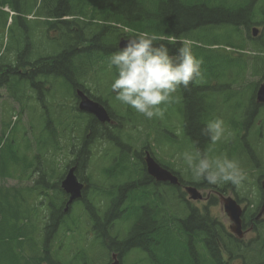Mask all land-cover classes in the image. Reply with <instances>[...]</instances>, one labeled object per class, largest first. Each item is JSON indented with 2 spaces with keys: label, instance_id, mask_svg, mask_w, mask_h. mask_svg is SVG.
<instances>
[{
  "label": "trees",
  "instance_id": "1",
  "mask_svg": "<svg viewBox=\"0 0 264 264\" xmlns=\"http://www.w3.org/2000/svg\"><path fill=\"white\" fill-rule=\"evenodd\" d=\"M94 1L101 4L99 0ZM262 1L264 3V0ZM24 2L25 0H0V25L8 30L11 28L12 23L7 26L10 17L7 12L2 10L8 4H10L11 10L18 15L29 14L30 9H24ZM87 2L90 4L91 0H87ZM256 2L257 0H110L108 3H103L104 6L100 5L101 9L99 11L104 13L99 20L101 22L98 25L100 32L90 37L88 29L93 22L71 21L70 25L64 22H60L59 25L58 23H52L51 25L47 23L48 29L56 26L57 29L63 32V28L69 26L71 30L63 32L64 34L58 38L59 40L49 39L57 45V50L45 54L44 49L34 47L35 42L30 39L31 36L29 35L31 27L25 18H22V16L11 17V20L15 18L22 25L23 36L22 38L17 35L13 36V47H9L7 42L2 45V38H0V89L7 90L9 97L18 104H23L22 98L16 93V84L18 85L20 80L28 82L31 87L40 86L37 96L33 94L35 100L43 106L47 102L45 99L47 95L62 100L66 97H73L74 99L73 94L72 96L65 95V97L64 94H52L53 91L46 94L45 86L50 83L53 88L54 80L60 79L62 80L60 87L67 91L65 93H73L74 89L84 91L85 79L94 71L103 72V69L96 70L95 64L102 60L106 61L116 51L114 45H108L110 39L106 33L109 36L114 34L112 37L115 38V41L123 36L120 29L109 25L110 23L128 28L133 32V37L145 32L156 35L158 37L156 43L165 44L171 54L176 53L182 41L195 42V49L200 51L196 56L202 58L200 59L202 75L195 81L197 84L204 85L211 80L225 79V75L219 77L216 70L218 66L222 67L223 64H227L228 69L237 71V76L231 81L232 83L243 79L247 74L253 79L252 82H257L255 80L257 77L258 81L264 80V65L258 66L255 60L264 63V57L256 56L254 59L245 53L243 46L236 47L229 43L233 36L237 40L241 38L239 32L233 28L237 29L241 26L247 28L251 22L255 21L257 16ZM42 4L50 7L52 0H42ZM55 7L58 15L63 9L61 12L63 15L60 14L59 16H64V13L69 9L66 0H55ZM107 13H114L117 17L114 21H110L111 17H108ZM47 16L52 17L53 15ZM258 24L263 26L262 39H264V12L262 20ZM217 27H224L223 35L225 40H228L226 45L217 46L216 42H212L215 44L207 46L211 33ZM169 40H172V42ZM262 45L264 46V43ZM212 47L217 48L212 49ZM219 48L220 52H218ZM224 48L229 50L227 51ZM262 52L264 53V48ZM11 54L14 55L13 59L9 58ZM13 80H16V84ZM195 82L190 83L186 89L183 87L179 89L181 95L179 114L182 119V133L196 150L210 154V140L201 135V130L209 121L215 119L214 102L210 95H205L207 88L197 86ZM41 88L43 92H41ZM252 95L254 94L252 93ZM233 96H235V93H230L224 101H229ZM95 100L105 105L101 99L95 97ZM254 111L252 97L250 109L240 122L236 121V118H229L231 129L235 130L236 137H239L240 132L248 131L254 126L256 122ZM71 116L74 120H81L79 114ZM39 120L44 123L41 132L44 129L46 137L39 139V143L43 144L47 140L50 141L51 137L53 139L55 133L51 128V120L46 112ZM92 122V119L86 122L87 126L92 125ZM261 128L264 129V121L261 127L258 128L257 133H261ZM7 129L6 126L2 134H5ZM2 138L0 137V142ZM94 139L95 137L92 134L88 142ZM114 143L115 146L120 148L117 156L118 162L114 165V169L117 170L110 169L111 171L106 172L111 179L124 175L125 171L128 173V167L130 166L126 149L123 145ZM8 144H10L9 157L4 158L0 155V177L2 178H12L7 167L16 165L19 158L11 148L14 142L10 140ZM85 144L84 142L82 149L75 154L79 165L81 164L83 168L86 167L89 157V149H86ZM89 181L90 177L88 176L85 182L91 185ZM47 186L48 184L40 185L41 188L45 189L48 188ZM92 189L90 196L92 198H85L83 207L88 220L97 230V239L103 238L101 232H105L111 225L113 226L114 222L127 223L132 221L131 229H129L122 242H118L117 238H113L112 243H110L119 252L129 248H140L152 252L151 257L155 264H224L218 251L215 235L211 232L212 227L206 225L212 222L208 217H198L193 211L186 219L180 221L169 218L167 215L164 217L158 206L161 198L152 190L147 196H141V194L132 191H121L115 194L113 187L102 191ZM44 198L49 201L47 193ZM95 198L98 200L96 201ZM25 201V196L19 189L10 188L0 192V264H20V261L21 264H30V262L26 263L24 258L19 257L18 252L15 251V249L20 250V256H22L21 252L27 245L29 251L33 252V247L22 240L26 233L18 225L20 202ZM49 202L54 208L50 214V221L48 220L44 227L43 254L40 256L34 255L36 258L32 261L33 264L42 262L62 264L56 256L52 258L48 246L51 241H54L59 230L64 229L65 233L72 230L73 222L71 225L66 224L65 218H62V209L57 205V202L54 199ZM98 202H104L106 210L101 212L97 207ZM176 223L177 227L175 226ZM171 225L175 226L179 238L173 235ZM200 237H202L204 250L209 253V261L202 257H196L195 249L201 243ZM103 243L102 241V246H104ZM78 258L80 264L87 263L82 255H77Z\"/></svg>",
  "mask_w": 264,
  "mask_h": 264
},
{
  "label": "rangeland",
  "instance_id": "2",
  "mask_svg": "<svg viewBox=\"0 0 264 264\" xmlns=\"http://www.w3.org/2000/svg\"><path fill=\"white\" fill-rule=\"evenodd\" d=\"M40 1L41 0H25L23 4L24 9L29 8L31 11L36 10V4L40 3ZM104 1L105 2L99 0V3H101L99 4V7L104 6L105 4L103 3H108L110 0ZM6 11L8 10L6 9ZM43 11L45 12V10ZM257 12L258 16L256 21H260L264 12V3L261 2V4L257 6ZM103 14L104 13H101L100 16ZM107 15L108 17H111L110 21H114L117 17L114 13H107ZM100 19L101 17H97V22H99ZM10 23H12V25L9 30L0 25V38H2V45L7 42L9 47H13V36L17 35L22 38L23 28L15 18L11 21L9 20L8 25H10ZM28 24L31 27L37 25L34 22H29ZM43 27H46L45 24L41 25L39 29H33L32 38L30 39L35 42L37 47L41 49L45 48L44 51H47L52 49L55 45L52 40L45 39V33L42 30ZM253 27L260 30V26H252L251 28ZM223 34L224 27H217L216 30L211 33V38L209 39L207 46L215 44L212 42H216L217 46H225L228 40H225ZM248 35L251 37L250 31L247 33L241 28V39L237 40L236 37L233 36L232 39L229 40V43L236 47L243 45L246 51H249L248 54H250V52L257 50L255 47L257 43L255 44L256 40H254V38H249ZM191 48L195 56L200 53V51L196 50L194 46H191ZM224 49L227 50L226 48ZM220 51L219 48L218 52ZM196 57L199 60L202 59L200 56ZM9 58L13 59L14 55H9ZM257 61L259 62V60ZM106 70V72H109L110 74L113 72L115 73V69H109L108 64L106 65ZM216 70L219 77H222L224 74L226 79L217 81L211 80L204 85L195 82V85L207 88L205 90V95H210V98L215 100L214 108L216 111V119L219 118L224 121L226 130L231 133V136H229L227 140H222L216 144L210 142L209 156L212 158L217 156L226 157L228 151L231 155H233L235 151L238 152L239 154L235 153L232 159L239 161L245 175V180L240 187L231 184L208 186L203 181L195 182L193 181L190 172L186 170L187 165L183 163L182 158H177L185 151H194L192 146L187 143L182 133V119L179 114L180 105L179 103H176L179 102L181 97L179 90L174 94L173 102L165 106L166 111L164 117L153 118L151 120L136 113L133 109L129 108L131 113L127 112V106L122 105L118 100L113 102V100L109 98L110 96L115 97V93H113L110 88L113 76L110 78L109 74L106 72L105 76L104 74L98 75L100 77L98 84L91 83L93 91L89 90V92L93 96L104 101L107 107L111 108L113 111L112 113L116 117V121H113L112 129L121 123L119 126L120 129L115 135L110 131V137L111 139L112 137L117 138L122 145L127 147L126 151L130 158V164L134 165L129 166L128 169L132 172L131 178L135 176V171L138 170V168H141L138 157H144L143 153L148 151L156 161H159L162 165L177 173L178 177H180L185 183L206 187L204 189H196L199 190L203 199L208 196L207 202L189 201L186 194L183 195V197L179 194L178 190L176 192L168 186L158 188V192L161 193L163 197L165 215L172 219H180L187 215L189 207H196L202 214L207 213L208 217L215 219L228 230L231 223L224 214L222 205L218 203V195L234 198L243 209H249L252 213L256 212V208L263 200L260 182L264 178V129L261 128V133H257L260 126L259 123L246 132H240L239 137L235 136V131L230 129L229 118H236V121L238 122L242 120L241 117L246 111L250 97L249 91L251 89L250 87H245V83L239 81L236 84H231V80L237 76V71L234 69H228L227 64H223L222 67L218 66ZM245 78L248 82L253 81L249 74H247ZM255 80L258 82V77ZM13 81L16 84V80ZM50 82L52 83L51 80ZM258 83L260 84L261 82ZM56 84L58 86H56ZM60 84H62V80H54V91L52 94L61 95L62 92H67L60 87ZM254 84L256 83L254 82ZM39 87H31L29 83L24 80H20L19 84H16V93L22 98L23 104H18L13 101L9 97L7 90L0 89V137L4 138L0 145V155L4 158L9 157L10 144H8V141L12 140L15 145H11V148L17 153V155H20L23 158V160L21 157L18 158L16 166L11 170V179L0 177V189L31 187L34 184V181H36L38 175H40V171L38 172L36 170L38 165L27 168V163L37 155L43 156L42 158H44L46 164H50V166L52 165L49 168L52 170L51 172L44 174L35 184H37V186L48 184L49 188H52L54 195L53 199L55 202L61 203L59 182L71 167L77 169L76 176L82 181L81 183H83L89 176L91 183L95 186L108 188L111 184L103 183L102 180L104 177L101 172L109 169L112 162L110 163L106 160H101V158L109 159L106 158L109 156L112 158L113 155L117 153V147L113 143H109L107 140L100 138L91 140V142L86 143V149L90 150L89 163L84 168L81 164L78 165V158L75 154L82 149L86 134L83 131L85 122H82L81 120V122L78 121L75 123L76 120L71 116L75 113V100L72 97H67L65 100H55L56 97L52 98L50 95H47L45 98L47 102H45V105L43 106L35 100V95L37 96ZM41 92H43L42 88ZM234 92L236 95L232 100L227 104H223V99H225L230 93ZM238 101L240 102L239 106L235 108V103ZM61 108L66 112L63 113ZM45 112L51 120L50 125L54 130L55 136L54 139L50 138V141L51 139L53 140V147H49L46 151L38 153L37 150L31 147L40 144L39 139L41 140L46 137L45 130L43 129L41 132L44 123L39 120L41 116H44ZM69 115L71 116V120L68 117ZM256 122H261V119L257 118ZM6 126L7 128H10V130L8 134L4 135L2 134V131L5 130ZM47 131L48 129L46 126V132ZM91 135L92 133L90 134V137ZM88 138L89 135L87 136V141H89ZM245 145L246 147L243 148L242 146ZM40 166L39 168H43L45 164L42 162ZM89 192L90 189H88V193ZM26 200L28 201L26 204L20 202V220L18 221V225L26 233L22 240H24V242L25 240L28 241L29 244L35 243V247L32 253H30L27 248H24V254H22V256H20V250L17 251L15 249V251L18 252L19 257L24 258L25 262L28 263L30 257L43 254V247L41 246L42 232L49 214V207H47V200H45L37 191H35V193L29 198H26ZM208 202L210 203L209 205ZM66 214L70 218L65 219L66 224L71 225L73 222L72 231L65 233L64 229L61 228L62 230L57 232L58 234L50 244L49 248L53 257H60L59 259H62V262L67 264L73 263L76 259L75 253H79L84 254L88 261L90 260L89 264H108L111 254L109 251L101 249L98 244L93 242L94 233L92 232V225L84 214L81 204L72 206ZM64 215L65 214H63V216ZM128 226L127 223L117 222L110 229L108 233L109 237H115L117 235L118 238H124ZM263 226L264 223L258 226V228H253L251 232L244 235L243 242L240 244L242 249L238 253L239 257L233 264H264ZM172 232L175 237L179 238L177 231L172 230ZM12 243H14V241H12ZM197 254H201L198 249ZM222 255L226 257L227 254L223 252ZM122 259L125 264H149L146 261L144 254L136 251L124 255ZM77 261H79V258ZM39 264H47V262Z\"/></svg>",
  "mask_w": 264,
  "mask_h": 264
},
{
  "label": "clouds",
  "instance_id": "3",
  "mask_svg": "<svg viewBox=\"0 0 264 264\" xmlns=\"http://www.w3.org/2000/svg\"><path fill=\"white\" fill-rule=\"evenodd\" d=\"M154 34L140 33L126 39L123 48L114 52L109 69H115L110 88L115 99L146 119L163 118L167 105L181 88H188L202 75L201 61L194 55L190 42L182 41L175 54L165 44H157ZM216 144L231 136L222 119L209 121L201 130ZM193 181L208 186L231 184L240 187L245 175L238 160L223 156L212 158L200 150L185 151L181 156Z\"/></svg>",
  "mask_w": 264,
  "mask_h": 264
},
{
  "label": "water",
  "instance_id": "4",
  "mask_svg": "<svg viewBox=\"0 0 264 264\" xmlns=\"http://www.w3.org/2000/svg\"><path fill=\"white\" fill-rule=\"evenodd\" d=\"M253 36L257 35V31H252ZM126 41H122L119 43V48H123ZM80 97L79 109L84 112H88L94 115L100 122L108 121L107 114L102 106L98 103L89 100L82 93L78 92ZM256 99L258 102L264 103V85L260 86ZM147 172L150 176L155 178L160 182H169L172 185H178V181L175 176L171 175L170 172L163 170L157 166V164L151 159V157L147 156L146 160ZM75 169H70L61 182V188L70 195L68 204H71L73 201L78 200L81 195L82 185L79 184L74 176ZM262 189L264 191V181L262 183ZM187 194L190 196L191 200H199L200 196L194 188H186ZM224 211L228 215V217L234 222L239 229V217L241 215V210L239 206L236 204L234 200L231 198H227L224 200ZM118 264V262L112 263Z\"/></svg>",
  "mask_w": 264,
  "mask_h": 264
},
{
  "label": "flooded vegetation",
  "instance_id": "5",
  "mask_svg": "<svg viewBox=\"0 0 264 264\" xmlns=\"http://www.w3.org/2000/svg\"><path fill=\"white\" fill-rule=\"evenodd\" d=\"M257 111H261V108L260 109L258 108ZM145 154L146 153L144 152V155ZM76 167H78V166H76ZM141 172H139V173H141V175H139V176L135 175L130 180L123 181V182H121L118 178H116L117 182L114 184L113 191L117 192V193H119L121 191H125V192L132 191L136 194H141V196L142 195L147 196L148 193L150 192L151 186H150V182H149L148 178L146 177L147 175H146L143 168H142ZM139 173H137V174H139ZM83 184L85 185L86 183L83 182ZM154 185L155 184H152V186H154ZM164 185L165 184H163V186ZM86 186L87 185H85V188H87ZM163 186H159L158 188L163 187ZM66 197L68 200V196H66ZM160 197H162L161 193H160ZM52 210H53V208H52ZM63 212H64V210H63ZM242 215L243 216H242L241 228H242V233H244V234L251 232V230L253 228H258V226H260L264 223V211L262 210V205H260L256 208L255 213H252V211L249 209H247V210L244 209V212ZM206 225L212 227L211 232H212V234H214V230H213L214 224L213 223H207ZM247 227H248V229H247ZM229 228H231V227H229ZM228 231L225 229L226 234L228 236H230L231 233ZM110 254L112 255L113 253L110 252ZM118 257H119V255H118ZM118 257H117V259H118ZM120 260H121V257H119V261Z\"/></svg>",
  "mask_w": 264,
  "mask_h": 264
},
{
  "label": "bare ground",
  "instance_id": "6",
  "mask_svg": "<svg viewBox=\"0 0 264 264\" xmlns=\"http://www.w3.org/2000/svg\"><path fill=\"white\" fill-rule=\"evenodd\" d=\"M263 27V26H262Z\"/></svg>",
  "mask_w": 264,
  "mask_h": 264
}]
</instances>
